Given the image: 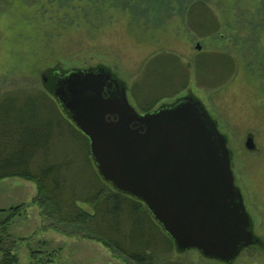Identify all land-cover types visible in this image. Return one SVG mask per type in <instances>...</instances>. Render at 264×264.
I'll list each match as a JSON object with an SVG mask.
<instances>
[{"label": "rangeland", "instance_id": "rangeland-1", "mask_svg": "<svg viewBox=\"0 0 264 264\" xmlns=\"http://www.w3.org/2000/svg\"><path fill=\"white\" fill-rule=\"evenodd\" d=\"M192 1L0 0V90L26 85L46 91V70L106 64L130 89L137 83L144 97L158 99L156 109L194 93L228 138L236 184L260 243L245 247L232 262L164 245L159 258L162 264H264V0H204L213 21L216 16L221 23L208 36L206 9L197 5L191 19ZM229 61L236 65L232 76L224 73ZM128 97L145 113L131 91ZM249 134L252 150L246 147ZM51 144L49 163L64 162L65 195L78 196L77 213H91L82 197L104 179L95 177L86 140L66 122ZM36 197L33 182L0 181V210L25 206L8 229H0V260L10 249L19 257L14 264H133L99 239L83 236L72 224L74 215L64 214V223L51 218ZM9 216L0 213V223Z\"/></svg>", "mask_w": 264, "mask_h": 264}, {"label": "water", "instance_id": "water-1", "mask_svg": "<svg viewBox=\"0 0 264 264\" xmlns=\"http://www.w3.org/2000/svg\"><path fill=\"white\" fill-rule=\"evenodd\" d=\"M201 49V46L198 45ZM52 93L90 140L101 177L142 200L179 251L232 262L256 242L228 138L192 94L140 113L106 66L46 70ZM246 147L255 149L249 134Z\"/></svg>", "mask_w": 264, "mask_h": 264}, {"label": "trees", "instance_id": "trees-1", "mask_svg": "<svg viewBox=\"0 0 264 264\" xmlns=\"http://www.w3.org/2000/svg\"><path fill=\"white\" fill-rule=\"evenodd\" d=\"M167 4L169 5L170 2L168 1ZM197 5L201 8L204 6L206 9L208 27L204 32L205 36L218 32L221 29L220 20L214 16L215 20L213 21V11L207 7L204 0H194L190 3L189 17L192 19L196 13ZM189 8L186 7L187 10ZM186 9L184 8L183 14H186ZM188 22L189 26L193 25L192 20L191 24ZM228 59L230 60V58ZM228 63L224 73L231 72L228 75L232 76L236 71V65L234 61ZM100 65L108 67L113 71L115 77L120 78L110 66ZM196 67H199L200 71L202 70V67L198 65ZM51 70L66 71L60 66ZM123 81L127 85L128 92L133 93L144 112L156 110L158 99L144 97L146 94L143 95V91H140L142 87L137 83L134 88L132 87L133 92L127 81ZM43 84L46 91L26 85H10L0 90V181L6 178H22L35 183L36 198L40 205L45 207L51 218L56 219L59 223H64V214L74 215V218L71 219L72 224H76L78 229L81 228L80 233L83 236L99 239L115 253L127 257L133 264H157V261L162 264L163 260L159 258V252L163 251L165 247L171 251L181 252L177 249L174 239L164 230L142 200L118 191L105 180L104 183H99L100 186L96 191H93V187L92 192L85 193L82 197L85 203L92 206V212L81 210L77 213L76 199L78 196L65 195V183L61 177L64 162L49 163V152L52 149L51 142L54 135L56 132L62 133L63 123L66 122L70 130L76 129L86 140L87 156L94 162L90 150V140L76 127L52 93L53 79H48L47 84L43 81ZM138 89L139 91H137ZM189 94L197 97L192 92ZM95 171V177L103 179L97 167ZM23 208L25 206L20 205L0 210V213L11 212V216L0 223V229H8L14 216L17 212L19 214ZM77 232L79 231L77 230ZM3 239V237L0 239V244ZM163 245L165 247H162ZM157 251L159 252L157 253ZM18 260V255L8 249L4 252L0 264H14Z\"/></svg>", "mask_w": 264, "mask_h": 264}, {"label": "flooded vegetation", "instance_id": "flooded-vegetation-1", "mask_svg": "<svg viewBox=\"0 0 264 264\" xmlns=\"http://www.w3.org/2000/svg\"><path fill=\"white\" fill-rule=\"evenodd\" d=\"M243 194V193H242ZM243 197H244V195H243ZM244 202H245V198H244ZM250 217H251V215H250ZM251 221H252V231H253V233H254V236H255V239H257V240H259L258 242H257V244H259L260 243V239L255 235V232H254V229H253V219H252V217H251ZM245 249V248H244ZM243 249V250H244Z\"/></svg>", "mask_w": 264, "mask_h": 264}]
</instances>
